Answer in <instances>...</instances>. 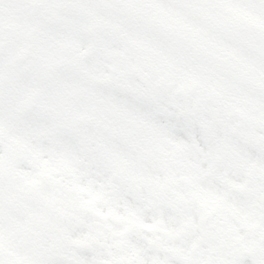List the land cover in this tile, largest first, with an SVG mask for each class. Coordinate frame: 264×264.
I'll list each match as a JSON object with an SVG mask.
<instances>
[{"label":"snow or ice","instance_id":"6c2138e0","mask_svg":"<svg viewBox=\"0 0 264 264\" xmlns=\"http://www.w3.org/2000/svg\"><path fill=\"white\" fill-rule=\"evenodd\" d=\"M0 264H264V0H0Z\"/></svg>","mask_w":264,"mask_h":264}]
</instances>
